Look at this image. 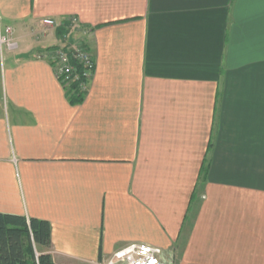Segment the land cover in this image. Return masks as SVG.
Segmentation results:
<instances>
[{
    "label": "crops",
    "instance_id": "0c3cea01",
    "mask_svg": "<svg viewBox=\"0 0 264 264\" xmlns=\"http://www.w3.org/2000/svg\"><path fill=\"white\" fill-rule=\"evenodd\" d=\"M0 24L18 44L0 58V214L48 222L57 264L133 244L264 264V0H0ZM71 34L95 63L78 105L36 58Z\"/></svg>",
    "mask_w": 264,
    "mask_h": 264
},
{
    "label": "built area",
    "instance_id": "2783aa9c",
    "mask_svg": "<svg viewBox=\"0 0 264 264\" xmlns=\"http://www.w3.org/2000/svg\"><path fill=\"white\" fill-rule=\"evenodd\" d=\"M69 22L79 26L76 18ZM42 23L51 28H65V22L55 19H45ZM14 29L0 24V47L15 51L18 44L14 40ZM36 58L47 61L54 69L55 76L67 91L85 93L88 91L95 71L94 57L84 43L56 47L41 51ZM78 89L79 92L76 90ZM162 250L150 245L133 244L118 252L100 264H167L162 260Z\"/></svg>",
    "mask_w": 264,
    "mask_h": 264
},
{
    "label": "trees",
    "instance_id": "16d2710c",
    "mask_svg": "<svg viewBox=\"0 0 264 264\" xmlns=\"http://www.w3.org/2000/svg\"><path fill=\"white\" fill-rule=\"evenodd\" d=\"M86 94L70 91L69 100L81 104ZM51 231L46 221L0 214V264H57L51 255Z\"/></svg>",
    "mask_w": 264,
    "mask_h": 264
},
{
    "label": "rangeland",
    "instance_id": "374dc122",
    "mask_svg": "<svg viewBox=\"0 0 264 264\" xmlns=\"http://www.w3.org/2000/svg\"><path fill=\"white\" fill-rule=\"evenodd\" d=\"M66 37H68V35H66ZM72 37V34L71 36L69 35L68 39L71 40V42H76L77 38H71ZM77 41H81V39L79 38ZM1 46V45H0ZM3 50V51H2ZM1 51H2V56L3 54L6 55V52H5V46H2V48L0 47V58L2 59V56H1Z\"/></svg>",
    "mask_w": 264,
    "mask_h": 264
},
{
    "label": "water",
    "instance_id": "95a60500",
    "mask_svg": "<svg viewBox=\"0 0 264 264\" xmlns=\"http://www.w3.org/2000/svg\"><path fill=\"white\" fill-rule=\"evenodd\" d=\"M28 56H29L28 54H23L20 56V58H28Z\"/></svg>",
    "mask_w": 264,
    "mask_h": 264
}]
</instances>
